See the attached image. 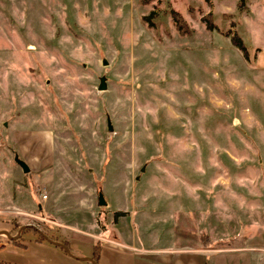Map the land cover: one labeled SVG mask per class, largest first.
Masks as SVG:
<instances>
[{
  "label": "rangeland",
  "instance_id": "obj_1",
  "mask_svg": "<svg viewBox=\"0 0 264 264\" xmlns=\"http://www.w3.org/2000/svg\"><path fill=\"white\" fill-rule=\"evenodd\" d=\"M0 202V264L208 233L264 264V0H0Z\"/></svg>",
  "mask_w": 264,
  "mask_h": 264
},
{
  "label": "crops",
  "instance_id": "obj_2",
  "mask_svg": "<svg viewBox=\"0 0 264 264\" xmlns=\"http://www.w3.org/2000/svg\"><path fill=\"white\" fill-rule=\"evenodd\" d=\"M34 147V145H32ZM21 153H24L26 149L20 148ZM27 165V164H26ZM48 165L42 164L38 167L41 169L39 174L40 181L47 182L48 172L45 173V167ZM29 169V168H28ZM1 204V202H0ZM41 210V207H38ZM0 210H2L0 208ZM3 212V211H0ZM38 229V228H37ZM39 230V229H38ZM40 231V230H39ZM20 233V232H19ZM17 231L12 235L10 234V228L8 224L0 222V236L6 239H15L19 236ZM201 232L197 234L200 237ZM205 244L199 242H192L191 244L181 245L180 247H137L134 244H125L118 240H109L93 235L94 239L98 238L100 247L97 256L96 264H208V258H212V264H225L220 263L217 260L216 255L218 253H234V252H247L243 248H226V249H215L213 244L215 239L212 238L211 233L204 234ZM117 239L116 235H113ZM232 238V236H231ZM52 241V240H51ZM55 241V240H53ZM4 244V242L0 243ZM172 243L171 245H173ZM247 258L241 262V264H248V255H244Z\"/></svg>",
  "mask_w": 264,
  "mask_h": 264
},
{
  "label": "trees",
  "instance_id": "obj_3",
  "mask_svg": "<svg viewBox=\"0 0 264 264\" xmlns=\"http://www.w3.org/2000/svg\"><path fill=\"white\" fill-rule=\"evenodd\" d=\"M170 12V16H171V19L172 21L174 22L175 26H176V29L178 31H180V33H187V30H186V27L182 21V19L180 18L179 14L174 11V10H169ZM146 18V17H145ZM148 18V17H147ZM149 24H150V20L148 21ZM206 27L207 28H211V25H210V22L207 21L206 22ZM232 44L241 52V54L246 58L247 57V52H246V48L243 46L242 42L240 41V39L237 37V36H232L230 38ZM27 229H31L30 227H25L23 228L22 231L24 230H27ZM21 231V232H22ZM44 236H46L44 234ZM20 237V235L15 238V239H9L7 241V243H12V244H15L17 246H22L21 243L18 242V238ZM48 239L52 240L51 236H46ZM37 240L38 241H43V237L41 235H38L37 236ZM4 244H0V247H2ZM99 247H100V242L97 241L94 245H93V251H92V261L97 263V256H98V251H99Z\"/></svg>",
  "mask_w": 264,
  "mask_h": 264
},
{
  "label": "water",
  "instance_id": "obj_4",
  "mask_svg": "<svg viewBox=\"0 0 264 264\" xmlns=\"http://www.w3.org/2000/svg\"><path fill=\"white\" fill-rule=\"evenodd\" d=\"M105 89V84H104V77H100L99 78V84H98V87H97V90H100V91H102V90H104ZM109 129H110V127H109ZM17 163H18V165L20 166V168H21V170H22V172L23 173H27L28 172V167H27V165L24 163V162H22V161H19V160H17ZM98 205H104V202L102 201V199H101V196L99 195V197H98ZM43 236V235H42ZM44 238H45V236H43ZM46 239V238H45ZM48 240V239H47ZM51 242V241H50ZM94 263V262H93ZM95 264V263H94Z\"/></svg>",
  "mask_w": 264,
  "mask_h": 264
}]
</instances>
